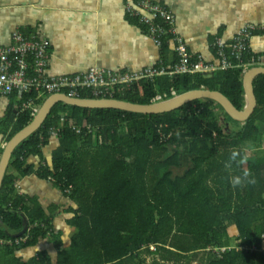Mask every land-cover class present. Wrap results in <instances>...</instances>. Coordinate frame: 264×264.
Listing matches in <instances>:
<instances>
[{
    "label": "trees",
    "instance_id": "1",
    "mask_svg": "<svg viewBox=\"0 0 264 264\" xmlns=\"http://www.w3.org/2000/svg\"><path fill=\"white\" fill-rule=\"evenodd\" d=\"M168 43L155 70L169 71L178 62L176 53L169 57ZM231 63L227 70L165 73L126 84L124 91L118 85L104 96L86 90L77 96L150 104L158 96L204 89L242 110L244 74L237 60ZM253 88L257 105L246 122L221 115L238 126L229 133L216 114L222 108L211 100L157 115L56 104L16 147L4 175L0 264H145L142 254L158 255L152 264H264V75ZM8 100L0 117L5 142L34 118L30 109L14 106V97ZM52 128L58 131L50 134ZM31 176L56 188L67 207L23 195L18 180ZM236 178L241 183L234 186ZM61 214L70 215L68 245L55 232ZM40 242L52 246L55 259L47 251L23 257Z\"/></svg>",
    "mask_w": 264,
    "mask_h": 264
},
{
    "label": "crops",
    "instance_id": "2",
    "mask_svg": "<svg viewBox=\"0 0 264 264\" xmlns=\"http://www.w3.org/2000/svg\"><path fill=\"white\" fill-rule=\"evenodd\" d=\"M153 1L167 8L175 17V36L185 43L188 53L194 58L219 67L216 41L230 43L245 26L254 27L250 50L264 56L263 0ZM132 2L0 0V45H8L11 34L16 30L22 32L25 29L44 39L47 41L49 55L46 69L50 77L84 73L91 67L114 73H140L161 63V51L150 39L146 26L137 19L138 26L130 21L126 7ZM168 44L170 57L175 52L173 44ZM170 61H167L169 66ZM157 100L160 101L161 97ZM8 101V98H0V117ZM218 113L224 115L223 111ZM44 158H48L46 149ZM18 187L23 195L39 197L44 203L64 204L56 188L32 176L19 179ZM66 207L65 202L61 211ZM68 219L69 214H61L54 221L55 232L60 234V239L67 245L73 230L65 222ZM37 251H47L51 258L56 257L52 246L42 242L35 249L26 251L23 257L30 258Z\"/></svg>",
    "mask_w": 264,
    "mask_h": 264
},
{
    "label": "built area",
    "instance_id": "3",
    "mask_svg": "<svg viewBox=\"0 0 264 264\" xmlns=\"http://www.w3.org/2000/svg\"><path fill=\"white\" fill-rule=\"evenodd\" d=\"M132 4L126 7V12L132 19H137L140 24L148 29L153 44L162 51L165 41L173 43L178 62L169 71L164 67L155 70L154 67L146 68L136 74L114 73L97 67H91L84 73L50 77L47 74L48 52L47 41L36 35H24L19 30L11 34L8 45H0V98L14 97L16 108L30 109L33 116L38 112L40 105L36 102L43 96L53 94H65L78 98V92L89 91L95 97L108 94L109 89L120 86V90L126 89V84L133 81L152 78L161 74H207L217 69L227 70L233 67L231 61L237 60L243 73L248 69L264 66V58L260 55L249 54L251 32L254 27L241 28L233 40L228 43L223 40L216 41L217 58L219 67H214L203 62L200 58L192 57L185 43L175 36V17L159 3L153 0H132ZM264 1V0H263ZM247 60L243 62V57ZM36 93V100L24 99L26 94ZM67 95V94H66ZM160 99L158 96L156 98ZM88 131L93 130L90 126ZM58 128H52L50 134H54ZM79 132V130H77ZM153 248V247H151Z\"/></svg>",
    "mask_w": 264,
    "mask_h": 264
},
{
    "label": "water",
    "instance_id": "4",
    "mask_svg": "<svg viewBox=\"0 0 264 264\" xmlns=\"http://www.w3.org/2000/svg\"><path fill=\"white\" fill-rule=\"evenodd\" d=\"M258 75H264L263 66L253 67L243 75L244 107L242 110H237L222 93L204 89L190 90L172 98L152 102L150 104H135L113 98H75L66 94L50 95L40 106L33 120L2 147L3 151L0 156V189L9 161L16 147L42 126L52 108L58 103L84 109H117L129 113L157 115L175 111L195 100H211L218 104L230 119L238 123H244L250 118L257 105L253 82ZM24 229L25 227H23V231Z\"/></svg>",
    "mask_w": 264,
    "mask_h": 264
},
{
    "label": "rangeland",
    "instance_id": "5",
    "mask_svg": "<svg viewBox=\"0 0 264 264\" xmlns=\"http://www.w3.org/2000/svg\"><path fill=\"white\" fill-rule=\"evenodd\" d=\"M221 112V111H220ZM217 116H220L219 120L221 121L220 123L223 126V129L225 131V133H229L231 130H235L238 129L237 125H234L233 123H231V121L229 119H223L221 118L222 116L218 113V111L216 112ZM7 142H5V140L2 141V147L6 144ZM250 153V151L248 150V154ZM234 241H232L233 243ZM151 250H153V248H151ZM140 259L142 261L145 262V264H152L153 261L155 260H159L158 255H146V254H142ZM195 264V263H193Z\"/></svg>",
    "mask_w": 264,
    "mask_h": 264
},
{
    "label": "clouds",
    "instance_id": "6",
    "mask_svg": "<svg viewBox=\"0 0 264 264\" xmlns=\"http://www.w3.org/2000/svg\"><path fill=\"white\" fill-rule=\"evenodd\" d=\"M99 99H101V98H99ZM105 99H110V98H105ZM158 101V100H157ZM41 106V105H40ZM36 115V114H35ZM245 175H247V173L245 174ZM250 183H255V181L254 180H252V181H249ZM234 186L235 185H239L240 183H241V180L239 179V178H236L235 180H234Z\"/></svg>",
    "mask_w": 264,
    "mask_h": 264
},
{
    "label": "flooded vegetation",
    "instance_id": "7",
    "mask_svg": "<svg viewBox=\"0 0 264 264\" xmlns=\"http://www.w3.org/2000/svg\"><path fill=\"white\" fill-rule=\"evenodd\" d=\"M263 67H264V66H263ZM250 69H251V68H250ZM248 70H249V69H248ZM248 70H247V71H248ZM243 74H244V73H243ZM224 114H225V113H224Z\"/></svg>",
    "mask_w": 264,
    "mask_h": 264
}]
</instances>
